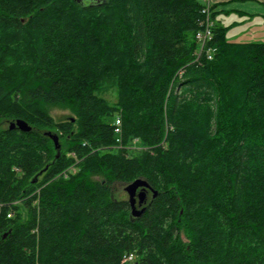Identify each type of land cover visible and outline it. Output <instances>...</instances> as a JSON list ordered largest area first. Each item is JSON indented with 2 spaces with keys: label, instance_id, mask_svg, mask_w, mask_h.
I'll use <instances>...</instances> for the list:
<instances>
[{
  "label": "trees",
  "instance_id": "1",
  "mask_svg": "<svg viewBox=\"0 0 264 264\" xmlns=\"http://www.w3.org/2000/svg\"><path fill=\"white\" fill-rule=\"evenodd\" d=\"M205 6L0 0V264H264V42L198 58Z\"/></svg>",
  "mask_w": 264,
  "mask_h": 264
},
{
  "label": "crops",
  "instance_id": "2",
  "mask_svg": "<svg viewBox=\"0 0 264 264\" xmlns=\"http://www.w3.org/2000/svg\"><path fill=\"white\" fill-rule=\"evenodd\" d=\"M228 40L264 42V0H208Z\"/></svg>",
  "mask_w": 264,
  "mask_h": 264
},
{
  "label": "water",
  "instance_id": "3",
  "mask_svg": "<svg viewBox=\"0 0 264 264\" xmlns=\"http://www.w3.org/2000/svg\"><path fill=\"white\" fill-rule=\"evenodd\" d=\"M10 129L27 130L29 128L28 123L20 118L10 121ZM52 137L55 147L60 150L59 138L55 133H49ZM59 156V154H58ZM125 190L128 194V201L132 207V215L139 217L146 210V203L148 198V192L153 191L156 195L157 191L153 190L147 180L143 178H137L125 186ZM142 206V207H141ZM141 207V208H139Z\"/></svg>",
  "mask_w": 264,
  "mask_h": 264
},
{
  "label": "rangeland",
  "instance_id": "4",
  "mask_svg": "<svg viewBox=\"0 0 264 264\" xmlns=\"http://www.w3.org/2000/svg\"><path fill=\"white\" fill-rule=\"evenodd\" d=\"M206 3V2H205ZM103 96L111 103L114 104L117 101V91L115 88L110 89L103 93ZM48 110L50 115L56 122L68 120L70 118H74V114L72 111L66 107L59 105H49ZM10 121L7 119H0V126H8ZM56 133V131H54ZM61 141V140H60ZM128 183L124 182H115L112 186L113 195L117 198H125L128 199V194L125 190V186ZM151 197V191L148 193V200Z\"/></svg>",
  "mask_w": 264,
  "mask_h": 264
},
{
  "label": "built area",
  "instance_id": "5",
  "mask_svg": "<svg viewBox=\"0 0 264 264\" xmlns=\"http://www.w3.org/2000/svg\"><path fill=\"white\" fill-rule=\"evenodd\" d=\"M206 2V6L204 7V12H205V19L201 22V29L198 30L197 32V38L198 41L200 42V48L197 50L196 55L199 58L201 54H204L208 60L213 59L214 53H215V47L209 46V41L212 39L213 32H212V27L214 25V22L212 21L211 18V8L209 5L208 0H204ZM121 125V120L119 118L116 119V132L119 134L121 131L120 128ZM119 140V138H117ZM0 209H1V204H0ZM13 213L9 212L8 216L12 217ZM130 256L129 258H131Z\"/></svg>",
  "mask_w": 264,
  "mask_h": 264
},
{
  "label": "flooded vegetation",
  "instance_id": "6",
  "mask_svg": "<svg viewBox=\"0 0 264 264\" xmlns=\"http://www.w3.org/2000/svg\"><path fill=\"white\" fill-rule=\"evenodd\" d=\"M149 193V192H148ZM147 201H148V198H147ZM142 207V206H141ZM141 207H139V208H141Z\"/></svg>",
  "mask_w": 264,
  "mask_h": 264
},
{
  "label": "bare ground",
  "instance_id": "7",
  "mask_svg": "<svg viewBox=\"0 0 264 264\" xmlns=\"http://www.w3.org/2000/svg\"><path fill=\"white\" fill-rule=\"evenodd\" d=\"M199 26V25H198Z\"/></svg>",
  "mask_w": 264,
  "mask_h": 264
}]
</instances>
